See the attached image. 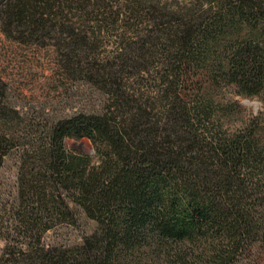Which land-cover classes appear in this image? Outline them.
<instances>
[{
  "label": "trees",
  "instance_id": "obj_1",
  "mask_svg": "<svg viewBox=\"0 0 264 264\" xmlns=\"http://www.w3.org/2000/svg\"><path fill=\"white\" fill-rule=\"evenodd\" d=\"M0 35L106 97L37 129L0 78V264H264V0H0ZM69 204L95 230L46 246Z\"/></svg>",
  "mask_w": 264,
  "mask_h": 264
},
{
  "label": "rangeland",
  "instance_id": "obj_2",
  "mask_svg": "<svg viewBox=\"0 0 264 264\" xmlns=\"http://www.w3.org/2000/svg\"><path fill=\"white\" fill-rule=\"evenodd\" d=\"M0 78L5 83V102L21 110L30 124L40 129L45 122L57 121L77 112H99L106 97L81 80L62 76L53 63V56L45 51L16 46L0 35ZM247 113H256L260 103L256 99L238 98ZM65 147L92 156L88 141L65 140ZM17 151H11L0 167V217L7 218L9 208L17 202ZM77 220L74 225L62 224L43 236L46 246L72 247L80 245L96 228L73 204ZM5 209V213L3 211ZM4 241L0 239V255Z\"/></svg>",
  "mask_w": 264,
  "mask_h": 264
}]
</instances>
